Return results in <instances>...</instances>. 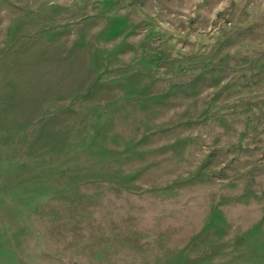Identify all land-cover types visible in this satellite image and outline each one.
Here are the masks:
<instances>
[{
	"label": "rangeland",
	"instance_id": "obj_1",
	"mask_svg": "<svg viewBox=\"0 0 264 264\" xmlns=\"http://www.w3.org/2000/svg\"><path fill=\"white\" fill-rule=\"evenodd\" d=\"M0 264H264V0H0Z\"/></svg>",
	"mask_w": 264,
	"mask_h": 264
}]
</instances>
